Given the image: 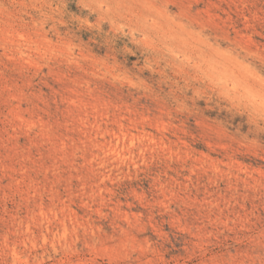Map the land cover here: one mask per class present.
Wrapping results in <instances>:
<instances>
[{"label":"rangeland","instance_id":"obj_1","mask_svg":"<svg viewBox=\"0 0 264 264\" xmlns=\"http://www.w3.org/2000/svg\"><path fill=\"white\" fill-rule=\"evenodd\" d=\"M0 264H264V0H0Z\"/></svg>","mask_w":264,"mask_h":264},{"label":"bare ground","instance_id":"obj_2","mask_svg":"<svg viewBox=\"0 0 264 264\" xmlns=\"http://www.w3.org/2000/svg\"><path fill=\"white\" fill-rule=\"evenodd\" d=\"M161 26V25H160ZM217 64V63H216ZM117 142V141H116ZM132 144V143H131ZM117 145V144H116ZM115 148V147H114Z\"/></svg>","mask_w":264,"mask_h":264}]
</instances>
